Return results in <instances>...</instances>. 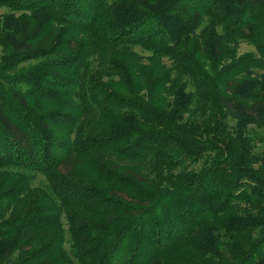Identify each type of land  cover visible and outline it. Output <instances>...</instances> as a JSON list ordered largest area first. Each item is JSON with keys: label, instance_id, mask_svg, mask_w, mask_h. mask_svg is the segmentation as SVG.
Wrapping results in <instances>:
<instances>
[{"label": "trees", "instance_id": "1", "mask_svg": "<svg viewBox=\"0 0 264 264\" xmlns=\"http://www.w3.org/2000/svg\"><path fill=\"white\" fill-rule=\"evenodd\" d=\"M0 8V264H264V0Z\"/></svg>", "mask_w": 264, "mask_h": 264}, {"label": "rangeland", "instance_id": "2", "mask_svg": "<svg viewBox=\"0 0 264 264\" xmlns=\"http://www.w3.org/2000/svg\"><path fill=\"white\" fill-rule=\"evenodd\" d=\"M7 12H8L7 9L0 8V15L7 13ZM249 51H254V49L247 44H242L239 48V54H243V53L249 52ZM262 148H263V145H262ZM66 247L69 248V243H67Z\"/></svg>", "mask_w": 264, "mask_h": 264}]
</instances>
